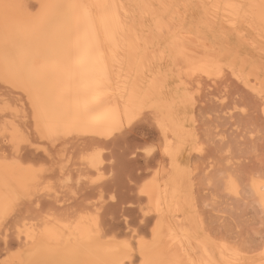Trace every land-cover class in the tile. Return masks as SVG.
Segmentation results:
<instances>
[{"label": "bare ground", "instance_id": "1", "mask_svg": "<svg viewBox=\"0 0 264 264\" xmlns=\"http://www.w3.org/2000/svg\"><path fill=\"white\" fill-rule=\"evenodd\" d=\"M15 3H26L29 12L41 3L93 7L50 9L35 23L0 7V202L16 201L0 225V264H264V240L251 251L222 224L226 236L214 233L193 193L197 173L205 171L208 182L218 175L226 199H248L264 218V0H0ZM227 78L252 94L262 123L236 125L235 147L217 134L216 157L188 170L187 157L206 156L199 130L213 115L204 96ZM227 98L222 93L215 107L225 108ZM140 103L159 140L151 155L142 154L158 161L139 188L147 203L137 227L124 217L126 230L115 232L114 220L102 214L105 205L91 216V204L74 203L76 193L67 203H42L43 195L17 199L33 174L43 185L56 171L67 184L74 169L113 173L114 158L102 145L120 133H106ZM38 124L57 129L55 140L42 136ZM17 134L28 142L15 143ZM172 141L181 147L169 156L165 146ZM30 150L50 164L30 160ZM105 180L91 186L104 187Z\"/></svg>", "mask_w": 264, "mask_h": 264}, {"label": "rangeland", "instance_id": "2", "mask_svg": "<svg viewBox=\"0 0 264 264\" xmlns=\"http://www.w3.org/2000/svg\"><path fill=\"white\" fill-rule=\"evenodd\" d=\"M235 40L236 39L233 38L230 41L232 42V44H235L236 43ZM234 80L235 79L227 78L224 82H222L223 85L219 82L218 84L219 88L217 84L215 85V87L213 86L209 88L208 82L207 83L205 82V84L204 82L202 83L203 89L205 88L206 89L209 88L211 90L213 89L214 94H211L209 96L208 95L204 96V92H205L204 90L202 95L204 96L205 101L208 100L206 102L208 103L207 104L208 109L206 111L210 113L212 112L211 114L214 117L212 116L213 119V120L211 119L212 122L208 121L205 123V125L202 126L206 134L210 131L209 133L210 135L208 134L207 136L204 137V135H206L205 132L202 130V128L201 130H199V134L201 133L200 136H202L201 138L203 139L202 140L200 138L199 141H202L207 146L206 156L203 159H197L194 156L187 157V159L184 160L186 163L183 161L184 162L183 164L188 170L192 169V167L196 163L205 165V163H207L208 161V159L206 158L216 157V153L212 152L213 150L211 149L215 145V143L219 141L220 138L218 137L220 134H224V136L226 135L227 138L225 136V139L232 141L233 144L235 141L236 142L238 141V140H234V141L232 140V139H238V137L235 134L236 131H238L243 125L244 126L242 128L251 127L252 125L254 126V124H251L252 122L253 123L257 122L255 123V126L256 124L259 125L260 123H262L260 122L262 121L260 115L255 111V109L257 108L256 105L258 106V104L254 102L257 101L255 100L254 97L251 96L252 94L248 92V90L244 86H241L240 83L238 84V82L236 81L237 82L236 83ZM224 92L227 93L228 98L226 100V104L229 103V105L227 104L225 108H219L218 106H216L219 108L218 109L214 105L215 104L214 99H217V97ZM205 97H208V99ZM234 106H237V108L236 110H233V112L231 113L230 110L234 109L233 108ZM238 107H240V109L242 107H244L245 109L247 108L248 112L241 113ZM221 110L223 112H221ZM217 116L218 118H215ZM235 126L237 127V129L239 127L240 128L237 130ZM225 127L228 130L227 129L225 130ZM231 128H233V130H231ZM214 130L215 131L218 130L217 131L218 133H215ZM221 130H223L222 133ZM230 133L232 134L234 133V134L232 135ZM213 135H217V136H213ZM157 138H158V134L154 129L152 118L150 119V117L144 116L134 124L131 131H128L126 128L124 134H117L112 139H110L108 143L102 145L104 150L106 149L107 150L106 152L109 153L110 155L112 154L111 156H113L114 158L115 161L113 163L114 174L109 171L110 172V173L108 172L110 174L109 176V174H107L108 170L102 168L101 169L90 168V169H82V170L74 169L72 172L73 182L71 184H67L63 173L56 171L50 176V179H48L43 185L40 186V190L38 192H34L31 197L37 198L39 195H43V197L46 198V200H43L42 203H60V202L67 203L68 201H70L72 194L76 193L77 196L79 195L80 197L74 203L91 204L89 205L90 206L89 214H91V216L95 215V210L98 209V206H100V204H104L105 206L103 208L102 214L105 218L114 220L115 232H119L120 230L123 231L126 230L125 225L119 223L122 222L121 220H123L124 217L128 218L129 223L132 224V225L130 224L131 226L137 227V225H139L138 221L140 219V213H141L140 208L141 207L144 208L147 203L146 198L140 195L139 188L149 179L150 176L148 172L151 171V168H154L155 166L157 167V161H158L157 158L151 159V161L149 159L148 161V158L142 156L144 152L137 151V148L143 145L156 146V144L158 145L157 141L159 140ZM213 140H214L213 143L214 145L212 144ZM205 141L208 143H205ZM235 146L236 144L234 143V147ZM247 150L250 151L249 148H247ZM209 151H211L214 154V156L213 154L211 155ZM80 155L81 154L76 153L75 159L77 158L79 159ZM246 155L249 154L247 153ZM27 156L30 160L33 161L36 160L39 161V163H47L48 165L50 164L48 161H44L42 159L40 152H34L33 150H30ZM204 173H205V177L203 176ZM112 174L113 176L111 177ZM207 174L210 175V173L208 172ZM108 177H110L109 178L110 181H108L109 184L106 183L105 186L103 185L104 187L91 186V184H93L94 182L103 180L105 178H106L105 181L109 180ZM214 177L215 176L213 175V178H211V180L212 179L215 180V184H212L213 180L211 182H208L209 180L207 179H209L210 177L206 175L205 171L204 172L200 171L199 174L197 173L194 178V181L196 180L195 182L197 183L195 184L194 187L195 189L193 190V193L196 192L194 196L196 195L195 198L197 199V202L199 203L201 210L203 208L202 211L203 213L205 212L204 215L206 217L208 226L212 229V231L214 230V233L218 231L219 234L216 233L218 235L221 234L220 232H224L222 233V236L232 235L233 237H236L235 239L238 238L237 241L239 240L238 242H240V245H242L243 248L250 247L249 250L252 248L251 251H254V249L257 248L258 245L260 247V243H262L264 240L263 238L264 218H262L263 215L261 213L260 214L258 213L259 211H257L255 206L250 204V200L248 199L245 200V202L247 201L249 204L247 202L245 203L244 201L242 202L236 201L237 202L236 204L235 199L232 200H230L231 198L226 199L224 194H222L223 192L220 190L221 186L218 181L219 179H217L218 175L215 177L216 179ZM78 178L82 182L77 183L76 180ZM48 194H50L51 197H47ZM53 197H56V199L54 200ZM27 203H31V202H27ZM221 224L225 229H227V231L229 230L228 232H226V235L224 228L222 229L220 227ZM219 227L221 229H219ZM140 228H141V233H143L144 231H146L148 227L146 228V226L144 225L143 228L141 226ZM235 234L238 236H236ZM255 250L257 251L259 249H255Z\"/></svg>", "mask_w": 264, "mask_h": 264}, {"label": "snow or ice", "instance_id": "3", "mask_svg": "<svg viewBox=\"0 0 264 264\" xmlns=\"http://www.w3.org/2000/svg\"><path fill=\"white\" fill-rule=\"evenodd\" d=\"M3 9H5V12L7 13L8 9H14L16 10L20 16L21 19H27L33 23L40 21L44 18L46 12L50 9H54L57 11H60L64 8H70V9H83L87 12L91 7V5L87 4H48V3H41L37 10L35 12H29L28 11V5L26 3H15V4H3L0 5ZM261 18L264 20V4L261 5ZM7 19V15H6ZM262 99H264V94H262ZM145 103H140L139 105L132 106L130 108H126L125 113L123 116L119 118L118 121L114 122L108 129L107 135L111 136L115 133L124 134L125 128L127 126V130L131 131L134 124L142 118L143 115H146ZM160 127L162 131L166 132V126L163 123H160ZM38 131L41 132L42 136L49 140H55L56 136L58 135V130L54 129L48 125H44L43 127H40L38 124ZM165 139H167V136L165 135ZM15 143H27L28 141L21 135L17 134L14 137ZM170 145L165 146V152L169 156H173L175 152L180 150L181 145L177 144L175 141L170 142ZM137 151H143L146 155H151L153 151H155L154 145H143L141 147L137 148ZM42 181L40 177L36 174L32 175L31 180L24 186V189L22 192H20L17 196V199L23 197V198H29L33 195L34 192H38L40 190V185ZM142 194L145 193V189L141 188ZM16 207V201H8L5 200L3 202H0V225H6L9 218L13 215L15 212ZM143 211V209H142ZM142 222V221H141ZM123 247H127V242H123ZM144 244L142 242L141 250L143 251ZM65 264H73V262L68 261L65 262ZM142 264H165L163 261H154L150 259H145L142 261Z\"/></svg>", "mask_w": 264, "mask_h": 264}]
</instances>
